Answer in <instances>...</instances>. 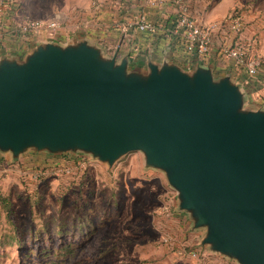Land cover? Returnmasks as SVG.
<instances>
[{
    "label": "water",
    "instance_id": "95a60500",
    "mask_svg": "<svg viewBox=\"0 0 264 264\" xmlns=\"http://www.w3.org/2000/svg\"><path fill=\"white\" fill-rule=\"evenodd\" d=\"M87 40L0 57V152H80L111 167L140 151L162 170L201 246L264 264V109L211 66L129 68Z\"/></svg>",
    "mask_w": 264,
    "mask_h": 264
},
{
    "label": "rangeland",
    "instance_id": "374dc122",
    "mask_svg": "<svg viewBox=\"0 0 264 264\" xmlns=\"http://www.w3.org/2000/svg\"><path fill=\"white\" fill-rule=\"evenodd\" d=\"M9 1L0 37L30 21L78 27L114 0ZM200 4L209 22L237 14L248 58L264 65V0ZM258 84L254 90L264 88ZM204 234L179 209L165 173L145 166L140 151L111 167L80 152L27 150L16 161L0 152V264H237L201 246Z\"/></svg>",
    "mask_w": 264,
    "mask_h": 264
},
{
    "label": "crops",
    "instance_id": "0c3cea01",
    "mask_svg": "<svg viewBox=\"0 0 264 264\" xmlns=\"http://www.w3.org/2000/svg\"><path fill=\"white\" fill-rule=\"evenodd\" d=\"M191 2V14L200 24L210 26L220 22H209L204 19V4ZM129 3L120 5L110 1L101 7L98 14L90 16L89 20L81 18L78 27H60L54 39L49 38L45 31L33 33L27 37L19 34L4 33L0 37V57L22 59L31 51L35 44L44 41H56L60 44L72 43L78 39L87 40L90 44L100 47L106 56H112L118 48L117 57L127 56L129 68L146 69L147 61L161 63L170 61L182 68L192 69L197 65L211 66L215 76L230 74L242 85L246 92L247 103L253 108L264 109V88L254 90L256 81L248 79L244 70L234 66L233 60L220 53V47L231 44L233 34L224 28L213 31L209 51L203 55L188 53L182 44V37L173 33L169 27V18L173 16L176 7L170 1L165 4L144 9L154 24V31H138L132 23L136 9L128 7ZM138 10V8H137ZM78 20V19H77ZM75 21L73 20L72 23ZM82 25V26H81ZM259 86V84L257 85Z\"/></svg>",
    "mask_w": 264,
    "mask_h": 264
},
{
    "label": "built area",
    "instance_id": "2783aa9c",
    "mask_svg": "<svg viewBox=\"0 0 264 264\" xmlns=\"http://www.w3.org/2000/svg\"><path fill=\"white\" fill-rule=\"evenodd\" d=\"M120 5L129 3L128 7H133L136 12L132 23L138 31H154V24L147 14L148 8H155L170 1L176 7V11L169 18V27L173 33H178L182 37V44L186 52L203 55L209 51L213 31L217 28H224L228 33L233 34L232 42L229 45L221 46L220 53L233 60L234 66L245 71L248 79L264 85V65L259 60L248 58L247 50L238 34L242 31V22L233 13L220 23L205 26L199 23L191 10V2L194 0H114ZM8 0H0V13L5 8ZM138 8V10H137ZM58 19L46 22L30 21L18 30V34L27 37L40 30L45 31L49 38L54 39L60 30Z\"/></svg>",
    "mask_w": 264,
    "mask_h": 264
},
{
    "label": "trees",
    "instance_id": "16d2710c",
    "mask_svg": "<svg viewBox=\"0 0 264 264\" xmlns=\"http://www.w3.org/2000/svg\"><path fill=\"white\" fill-rule=\"evenodd\" d=\"M8 3L10 4V1H9V2H7V4H8ZM8 6H9V5H7V7H8ZM236 15H237V14H236Z\"/></svg>",
    "mask_w": 264,
    "mask_h": 264
}]
</instances>
